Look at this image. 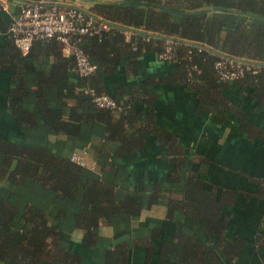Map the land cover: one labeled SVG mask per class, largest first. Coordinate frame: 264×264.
<instances>
[{
    "label": "trees",
    "instance_id": "obj_1",
    "mask_svg": "<svg viewBox=\"0 0 264 264\" xmlns=\"http://www.w3.org/2000/svg\"><path fill=\"white\" fill-rule=\"evenodd\" d=\"M208 8H220V11L201 12ZM228 10H234L229 13L240 17L232 27L219 14ZM90 13L111 25L101 38H92L83 46L94 63L99 62L112 73L120 62V52L126 51L135 56L143 49L157 52L165 39L173 38L178 46L175 59L165 61L172 64L167 81L184 84L191 90L197 98V112L212 114L217 124H223L229 115L235 114L240 126L251 130L242 109L225 97L223 90L232 85L246 87L255 98H264V0H107ZM123 30L136 32L139 39L143 35L154 38L148 42L140 41L137 49L133 50L131 41H125ZM39 40L50 41L54 48H61L55 39ZM198 47L202 48L199 50ZM221 56L255 61L260 68L256 73H246L233 82H222L214 69ZM61 63L62 76L53 79L50 75L48 86L42 83V79L34 89L39 120L22 107L26 89H11L8 107L17 122L26 124L29 129L40 122L52 132L69 139L80 134L84 121L103 123L104 144L93 155L98 172L95 174L46 148L0 140V154L3 156L0 176L17 185L31 180L45 187L53 194L52 206L56 209L53 219L40 204L27 203L19 211L8 198L0 195V264H79L76 254L55 243L61 234V221L68 215L66 207L62 206L64 202L80 198V204L71 216L75 227L83 234L82 240L88 244L94 243L99 226L110 222L115 215H139L146 195L141 191H131L118 199L116 184L99 174L109 167L112 153L132 152L143 146L150 135L162 143L169 162L174 165V170L165 180L182 185L180 198L166 197V218L173 221L174 213L181 211L203 233V236L196 233L187 235L182 231V223L176 221L173 240L161 242L159 261L228 264L238 258L246 243L241 238L232 240L226 236L227 218L223 213L224 206L230 204V198L233 200L238 190L223 188L216 199L215 190L205 186L204 177L212 163L206 158L200 159L197 170L187 167L181 173L184 157L176 137L157 123L152 111H136L135 104L148 103L141 97L145 93L141 86L105 90L101 79L94 74L90 77H67V70L73 66L71 58L62 57ZM193 65L200 72L192 71V77H189V69ZM44 87L56 90L59 100L80 97L83 88L92 87L97 92L108 93L122 109L95 107L88 97L82 105L72 106L63 102L55 108L44 98ZM129 129L133 132L130 133ZM111 144L117 145L115 152L106 147ZM260 189L264 191L263 186ZM256 193L264 198V192L259 190ZM160 195L161 187L157 183L148 196L147 205L157 203ZM152 237L158 238V233ZM130 248L131 244L127 241L113 245L105 251L103 264H127Z\"/></svg>",
    "mask_w": 264,
    "mask_h": 264
},
{
    "label": "crops",
    "instance_id": "obj_2",
    "mask_svg": "<svg viewBox=\"0 0 264 264\" xmlns=\"http://www.w3.org/2000/svg\"><path fill=\"white\" fill-rule=\"evenodd\" d=\"M26 1L34 0H8V11L16 12L19 5ZM106 1L46 0L47 3L78 5L88 13L94 12ZM219 14L227 20L229 27L234 26L240 18L229 12ZM9 21L10 15L0 6V140L46 148L59 157L70 158L76 153L87 163L93 162V155L104 144L103 123L84 121L80 134L69 139L52 132L40 122L29 129L12 115L8 107L9 94L11 89L21 87V90L27 91L22 98V107L39 120L34 89L42 79V83L47 85L50 75H53V79L63 75L61 58L66 56L61 48H54L52 42L39 39L35 40L28 52H22L7 33ZM125 41H129L127 35ZM120 53L115 72L110 73V69L96 62L94 76L101 79L105 90L114 91L118 87L136 85L145 90L141 97L148 103L138 102L135 104L136 111H152L157 123L176 137L184 157L181 173L187 167L197 170L200 159L206 158L212 163L204 177L205 186L215 190L216 199L223 188L238 190L236 197L233 200L230 198V204L223 209L227 218L225 234L232 240L241 238L246 244L239 257L228 264H264V198L256 193L259 190L264 192L260 189L264 187V98H255L246 87L232 85L225 88L224 96L242 109L251 130H244L235 114L229 115L219 125L212 114L197 112V98L184 84L167 81L172 64L160 61L157 52L143 49L136 56L126 51ZM67 77L72 79L77 75L69 69ZM43 96L55 108L63 102L72 106L82 105L86 98L80 94V97L59 100L56 90L49 87L43 88ZM129 132L133 130L129 129ZM106 147L115 152L117 145ZM112 154L109 167L99 176L116 184L118 199H122L126 192L144 193L146 197L141 213L137 216L115 215L110 222L99 226L94 243L88 244L82 240L83 234L75 227L71 216L80 204V198L64 202L62 206L66 207L68 215L61 221V234L55 243L76 254L79 264H103L105 251L125 241L131 244L127 264H178L174 260L161 262L158 258L161 242L174 238L175 222L182 223V231L187 235L196 233L203 236V233L181 211L174 213L173 221L166 218V197L180 198L182 185L165 180L174 170L165 147L150 135L140 148ZM2 161L0 154V164ZM97 168L92 172L97 174ZM157 183L161 187L160 199L148 206V196ZM0 195L8 198L19 211L27 203L40 204L53 219V211L56 210L52 206L53 194L31 180L17 185L0 176ZM156 232L158 238L152 237Z\"/></svg>",
    "mask_w": 264,
    "mask_h": 264
},
{
    "label": "built area",
    "instance_id": "obj_3",
    "mask_svg": "<svg viewBox=\"0 0 264 264\" xmlns=\"http://www.w3.org/2000/svg\"><path fill=\"white\" fill-rule=\"evenodd\" d=\"M1 8L8 12L10 21L7 33L11 36L14 45L22 52H28L36 39H55L60 43L64 56L73 60L72 72L78 77H90L96 72L97 65L85 52L84 44L92 38H101L111 29L106 20L84 11L78 5H61L47 3L46 0L22 2L14 13L8 11V0H0ZM128 36L133 50L137 49L140 41L148 42L154 37L143 35L138 37L134 31L123 30ZM178 42L173 38L165 39L162 48L156 56L160 61L175 59ZM202 47H198L200 50ZM260 68L255 61H244L221 56L214 64V69L220 81L233 82L241 79L246 73H256ZM199 73L196 65L189 69ZM81 93L88 97L91 103L98 108L121 110L122 107L108 93L97 92L92 87H85ZM70 160L86 167L95 169V162L87 163L81 155L76 153Z\"/></svg>",
    "mask_w": 264,
    "mask_h": 264
},
{
    "label": "water",
    "instance_id": "obj_4",
    "mask_svg": "<svg viewBox=\"0 0 264 264\" xmlns=\"http://www.w3.org/2000/svg\"><path fill=\"white\" fill-rule=\"evenodd\" d=\"M158 6L164 9L171 10L170 8L163 6V5H158ZM212 11H220V8H208V9L202 10L201 12H212ZM231 11H234V10H228V12H231ZM178 13L186 14V12H178ZM189 14H193V13H189Z\"/></svg>",
    "mask_w": 264,
    "mask_h": 264
}]
</instances>
